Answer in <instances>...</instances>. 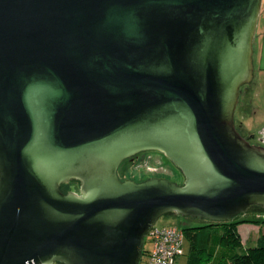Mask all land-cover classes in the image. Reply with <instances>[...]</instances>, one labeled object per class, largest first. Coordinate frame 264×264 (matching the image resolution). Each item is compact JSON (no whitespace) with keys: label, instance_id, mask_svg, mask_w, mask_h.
I'll return each instance as SVG.
<instances>
[{"label":"water","instance_id":"95a60500","mask_svg":"<svg viewBox=\"0 0 264 264\" xmlns=\"http://www.w3.org/2000/svg\"><path fill=\"white\" fill-rule=\"evenodd\" d=\"M261 2L0 0V264H139L166 214L264 208L233 123ZM152 151L180 184L118 178Z\"/></svg>","mask_w":264,"mask_h":264},{"label":"rangeland","instance_id":"374dc122","mask_svg":"<svg viewBox=\"0 0 264 264\" xmlns=\"http://www.w3.org/2000/svg\"><path fill=\"white\" fill-rule=\"evenodd\" d=\"M255 30L256 34L252 41V81L240 88L238 103L234 110L233 123L242 136H255L257 131L264 127V0L261 2ZM116 175L120 180H132L136 183L149 178L167 179L175 184H180L182 181L180 173L173 168L170 162L154 151L142 152L123 162ZM239 219H253L259 222L257 225L250 223L237 225L241 234L239 252H245L246 249L249 250L264 242V208L251 206L247 208L244 214L237 216L234 220ZM192 221L166 214V216L156 220L154 227L174 226L178 229L184 225H190ZM196 222L200 223L199 221ZM147 248V241L144 240V249ZM185 253L186 246L184 244L183 254L185 255ZM184 255L179 256L174 264H184L186 260Z\"/></svg>","mask_w":264,"mask_h":264},{"label":"trees","instance_id":"16d2710c","mask_svg":"<svg viewBox=\"0 0 264 264\" xmlns=\"http://www.w3.org/2000/svg\"><path fill=\"white\" fill-rule=\"evenodd\" d=\"M74 184L77 185L75 182L63 184L60 190L66 193L74 188ZM196 221L199 220H193L190 225L179 228L183 232V243L187 246L185 264H264V242L245 252H239L241 240L236 225H257V220L239 219L225 223ZM146 250L143 248L141 264Z\"/></svg>","mask_w":264,"mask_h":264},{"label":"built area","instance_id":"2783aa9c","mask_svg":"<svg viewBox=\"0 0 264 264\" xmlns=\"http://www.w3.org/2000/svg\"><path fill=\"white\" fill-rule=\"evenodd\" d=\"M145 240L148 248L142 264H174L183 255V232L174 226L153 227Z\"/></svg>","mask_w":264,"mask_h":264},{"label":"flooded vegetation","instance_id":"af4514ba","mask_svg":"<svg viewBox=\"0 0 264 264\" xmlns=\"http://www.w3.org/2000/svg\"><path fill=\"white\" fill-rule=\"evenodd\" d=\"M240 92V91H239ZM236 129V128H235ZM237 133L239 134V131L236 129ZM257 135H248V136H242L240 135L243 139H246V141L248 142V144L253 145V146H260L262 148H264V127L260 128L257 131ZM73 188V187H72ZM76 191V186H74V188Z\"/></svg>","mask_w":264,"mask_h":264},{"label":"crops","instance_id":"0c3cea01","mask_svg":"<svg viewBox=\"0 0 264 264\" xmlns=\"http://www.w3.org/2000/svg\"><path fill=\"white\" fill-rule=\"evenodd\" d=\"M259 17V16H258ZM255 34H256V32H255ZM236 229H237V231H238V234H239V238L241 239V234H240V232H239V229H238V226L236 225ZM185 246H186V244H185ZM186 251H187V246H186ZM185 256V255H184ZM185 262H186V260H185ZM185 264V263H184Z\"/></svg>","mask_w":264,"mask_h":264}]
</instances>
